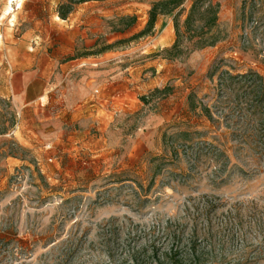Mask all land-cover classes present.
<instances>
[{
    "label": "rangeland",
    "instance_id": "rangeland-1",
    "mask_svg": "<svg viewBox=\"0 0 264 264\" xmlns=\"http://www.w3.org/2000/svg\"><path fill=\"white\" fill-rule=\"evenodd\" d=\"M130 1L138 13L104 19L106 33L157 0ZM213 1L223 40L178 58L180 84L159 100L118 117L96 144L10 145L24 161L0 167V264H119L167 225L189 233L194 218L214 250L209 264H264V98L249 108L256 92L229 80L264 83V0ZM19 120L0 100V133Z\"/></svg>",
    "mask_w": 264,
    "mask_h": 264
},
{
    "label": "crops",
    "instance_id": "crops-1",
    "mask_svg": "<svg viewBox=\"0 0 264 264\" xmlns=\"http://www.w3.org/2000/svg\"><path fill=\"white\" fill-rule=\"evenodd\" d=\"M64 1L16 0L14 9L0 0V98L20 118L14 131L0 133V167L6 173L24 161L10 145L34 148L45 141L51 148L66 139L96 144L118 117L159 100L163 95L154 93L172 80L180 84L178 60L164 55L176 39L172 15L158 16L151 35L128 41H137L136 47L122 51L118 45L145 28L151 4H142L143 14L131 27L106 33L104 19L138 13L134 1L92 0L62 19L58 7ZM34 6L41 10L33 13ZM185 7L182 21L190 5ZM106 45L112 47L100 51Z\"/></svg>",
    "mask_w": 264,
    "mask_h": 264
},
{
    "label": "trees",
    "instance_id": "trees-1",
    "mask_svg": "<svg viewBox=\"0 0 264 264\" xmlns=\"http://www.w3.org/2000/svg\"><path fill=\"white\" fill-rule=\"evenodd\" d=\"M88 1L92 0H65L58 7L60 18L66 19L75 5ZM187 2L188 0L154 1L151 4L145 28L125 41L151 35L158 16L172 15L176 39L172 47L164 53L167 59H178L187 53L217 45L223 40L218 17L219 3L213 0H193L182 21L181 17L186 12ZM134 22V17L121 19L120 23H125V25L119 30L131 27ZM111 47L112 45L103 46L100 51ZM229 80L236 81L238 85L243 83L241 87L244 91L256 92L257 103L246 106L249 108L257 106L261 110L264 98V83L261 77L250 74L239 77L231 76ZM159 91L156 90V92ZM0 100L7 102L1 98ZM206 112L209 111L206 110ZM183 229V225H175V228L173 225H167L160 238L151 239L150 243L143 247H129L123 251L119 264H209L212 258H215L214 250L205 242L207 233L205 235V232L199 228V220L194 218L191 221L192 230L189 233L186 234ZM161 238L163 242L159 243L158 240L160 241ZM110 252L112 257L116 256L117 252Z\"/></svg>",
    "mask_w": 264,
    "mask_h": 264
},
{
    "label": "built area",
    "instance_id": "built-area-1",
    "mask_svg": "<svg viewBox=\"0 0 264 264\" xmlns=\"http://www.w3.org/2000/svg\"><path fill=\"white\" fill-rule=\"evenodd\" d=\"M12 3H13V5H14L15 8H16V7H17L16 0H13Z\"/></svg>",
    "mask_w": 264,
    "mask_h": 264
},
{
    "label": "bare ground",
    "instance_id": "bare-ground-1",
    "mask_svg": "<svg viewBox=\"0 0 264 264\" xmlns=\"http://www.w3.org/2000/svg\"><path fill=\"white\" fill-rule=\"evenodd\" d=\"M12 1H13V0H9L10 4L12 3ZM18 2H19V1H18ZM9 8H10V7H9ZM10 10H11V8H10ZM10 10H9V11H10ZM8 13H9V12H8Z\"/></svg>",
    "mask_w": 264,
    "mask_h": 264
}]
</instances>
